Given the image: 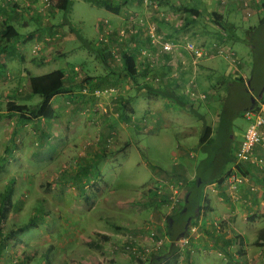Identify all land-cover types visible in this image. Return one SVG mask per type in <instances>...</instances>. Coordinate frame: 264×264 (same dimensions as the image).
I'll return each instance as SVG.
<instances>
[{
	"label": "rangeland",
	"instance_id": "1",
	"mask_svg": "<svg viewBox=\"0 0 264 264\" xmlns=\"http://www.w3.org/2000/svg\"><path fill=\"white\" fill-rule=\"evenodd\" d=\"M100 1L113 4V0ZM63 2L0 0V8L6 11L17 7L7 37L20 41V52L24 47L25 54L29 52L32 68H36L32 77L57 70L63 73L62 91L51 100L54 119L20 124L16 117L5 116L6 103L34 107L41 99L32 95L17 60L10 64L11 70L0 69V114L4 115L0 121V209L4 196L12 191L8 213L0 223V264H149L156 258L163 264H179V251L190 246L199 229L193 222L196 232L188 244L175 243L177 252L165 259L164 251L170 246L165 225L183 207L186 186L182 177L174 179L177 172L168 169L184 166L190 176L205 158L198 145L202 120L172 102L167 106L168 119L162 117L160 107L154 109L157 116L151 105L158 96L142 90L140 99L135 89L144 85L157 89L171 80L173 90L204 116L213 135L215 129L219 132L216 142L227 133L234 115V154L248 123L241 115L246 98L230 82L241 77L258 86L259 78L264 80V0H218L226 5L221 12L225 21L235 27L225 34L207 10L187 15L176 7L184 0H122L123 5L145 11L143 16L129 18L123 27L112 26L105 19L112 14L97 4L71 0L65 12ZM146 12L155 18L151 20ZM3 18L0 13V21ZM190 20L195 21L191 27ZM160 23L176 38L160 32ZM164 42L172 43V51L163 50ZM137 45L142 48L133 51ZM220 51L227 52L231 60H225ZM122 53L135 58L134 77L119 72ZM102 88H112L116 94L93 96L94 90ZM126 99L130 100L127 107L134 110L128 121L123 120L120 107ZM158 166L161 171L155 170ZM141 183L147 186L139 188ZM160 183L161 189L155 187ZM179 183L172 200L170 186ZM205 191L210 197L208 187ZM78 225L85 234H111L90 237L88 246L97 251H83L85 240L81 246H61L65 240L78 241ZM215 225L219 229L221 223ZM96 240L107 242L108 251L100 249ZM159 240L163 243L157 248L154 242ZM126 244L151 249L147 260H133L124 251Z\"/></svg>",
	"mask_w": 264,
	"mask_h": 264
},
{
	"label": "crops",
	"instance_id": "2",
	"mask_svg": "<svg viewBox=\"0 0 264 264\" xmlns=\"http://www.w3.org/2000/svg\"><path fill=\"white\" fill-rule=\"evenodd\" d=\"M184 1L185 3H179L176 7L185 10V12H187V15H191V11L193 10L198 11L197 15H200L203 9L207 10V12L209 13H218L222 15L223 13L221 12L222 10L223 11L225 10L224 6H226V5L221 6L222 2H218V0H197L198 3L193 5L192 3H190L191 2L190 0H184ZM128 3H130V1H128ZM198 4L201 6H199ZM112 5L113 6L119 5L120 7L118 14L111 13L112 16L105 18L112 26L117 25L119 27H123L124 25L128 24L127 20L129 18L131 17L133 18V16L136 15L143 16L145 12L142 8H134V7L132 8L128 4L123 5L122 0H113ZM11 8L14 10L17 7L13 5L11 6ZM13 10L9 12L6 11V9L0 8V13L4 14L3 21H0V23H5L6 25H8V23H10V20L14 19V17H16L17 15V13L15 12L13 13ZM146 13L150 16L151 20L155 18L154 16L153 17L151 16L152 12H146ZM135 21L136 20H134L133 23H135ZM100 22L101 21L98 20L99 24ZM188 22L190 23V27L195 24V21L193 20L192 21L190 20ZM166 29L167 27L163 23L159 24V31L162 32L163 34H166L167 36L172 37L171 32L168 34L166 32ZM8 33L4 37L5 40L4 41L0 40V43L1 44L11 43V45L15 47L16 52L14 53L7 52L6 54L0 56V69H4V71L11 70L10 64L12 63L13 60H17L19 63L18 68L21 69V74L23 73L24 75H26L28 81L29 77H32L31 75L32 70L36 69V68H32V66L35 65L34 64L32 65V63L30 62L29 52L28 55H26L27 53L25 54L24 50H26V48L24 47V50L21 49L20 52L18 46L20 44V41L18 39H11L7 37ZM191 33L192 32L188 33L186 36L189 37ZM172 38H176V37L173 36ZM139 40L141 42V38H139ZM141 48L142 45H139L133 51H138ZM152 48L155 49V47ZM33 77L35 76L33 75ZM160 88H164V90L166 91H172L173 83H171V80L169 82L167 81L164 83L163 86L161 85L157 89ZM135 90L137 92L136 96L141 99L143 96L142 90L139 92L137 91V89ZM137 97L135 99H137ZM158 98L159 99L153 103L154 105H151L152 108L151 112L157 115L156 112H154V109L160 107V110L162 111V117L165 118L167 117L166 119H168L170 117V114H168L169 107H167L168 102H172L174 104V101H172L170 98H165L160 95L158 96ZM161 98L166 101L165 102L162 101ZM145 102L152 103L153 100H146ZM233 137L234 136H232V138ZM239 143L234 147L235 151L239 146ZM87 154H84L80 159L85 157ZM172 154L175 155V152H173ZM255 154L258 156L263 155V151L259 146L255 148ZM96 161H97L96 159L95 161L92 160L91 166L95 165ZM231 166L232 164L229 165L228 171L231 169ZM159 168L162 167L158 166L155 170L161 171L159 170ZM170 170L171 173L177 172L176 175L174 176L175 177L174 179L178 180L180 177H182L186 182V186L184 190V195H185L188 185L194 179L195 167H193V172L190 176L184 170V166L175 167L174 169L170 167L168 171ZM242 171L243 174L246 177H248L250 183L255 185L256 188L255 192L250 191L248 185H242L238 187L236 190H232L231 188L228 187L225 178L223 179L221 184H217V185L212 184L208 186L210 190V197L207 195L206 191L205 194L209 198L210 203L204 208L207 210L202 211L200 217L195 221V224L198 226L199 229V230L197 229L198 234L196 235V237L192 239L193 241L191 240L192 243L190 244V246H188L187 248H183L179 251L180 253L179 257L181 258V262L179 264H264V173L262 170L250 165L243 166ZM178 176L179 178H177ZM146 186L147 185H145L144 183H141L140 186L138 187L140 188ZM155 187L158 186L155 185ZM77 220L80 221V218H77ZM216 222L223 223V226H220V228L218 229L215 225ZM81 227H83L82 223H81ZM79 228L80 227L78 225V229H77L78 241L74 243L71 240H65L63 243L61 242V246L64 247L81 246V244L85 240V248L83 249V251L86 250L97 251V249H91L92 247L88 246V243L91 241L90 237L98 233L104 235L111 234L106 231H102V232L92 231V235H89V234H85V229H79ZM234 235L240 237L239 238L240 243L238 240H234L233 238ZM246 236H248L249 239L248 243H246L247 240ZM97 243L98 245H100L101 247L100 249H103L104 251H108V249H106L107 242L102 243V241L98 242L96 240V244ZM50 250L51 249H48V251ZM72 250H74V247H70V251ZM175 251H176L175 249L172 251L169 246L168 250L164 251L166 252L164 255L165 259L167 257L173 258V255L177 252ZM113 255H115L117 258L121 257L124 260H126L127 257L122 254H113ZM155 260L158 261L159 258H156ZM159 261H163V260H159ZM175 262L177 261L175 260Z\"/></svg>",
	"mask_w": 264,
	"mask_h": 264
},
{
	"label": "trees",
	"instance_id": "3",
	"mask_svg": "<svg viewBox=\"0 0 264 264\" xmlns=\"http://www.w3.org/2000/svg\"><path fill=\"white\" fill-rule=\"evenodd\" d=\"M103 7L106 11L110 13L118 14L119 5L113 6L105 1L100 0H86ZM71 5V0H64L62 9L63 11H69ZM194 11V10H193ZM212 20L214 24L225 34L227 31L235 30L232 23L225 21L223 15L218 13H211ZM264 23V19L261 21ZM98 26H102L100 23ZM256 29V28H255ZM9 30L8 25L5 23H0V40L4 41V37L7 35ZM7 52L14 53L15 47L11 43H0V56L6 54ZM98 56L102 62L105 61V56L100 52ZM122 66L119 72L124 73L128 76L134 77L137 74V69L135 65V58L128 54L122 53L121 55ZM63 73L59 70L40 77H29L28 85L32 95L40 97V103L34 107H29L23 104H17L13 101L6 103V115L14 116L20 124L30 123L39 119L50 121L54 119L55 112L51 106L52 98L61 93L63 86ZM259 84L251 85L249 81L245 82L241 77H234L230 82L231 85H237L241 89V96L246 98V103L243 106L241 115L250 109H254L257 104V100L260 98L264 99V80L263 77L259 78ZM103 89V88H102ZM137 91L146 90L148 93H153L157 96H162L165 98H170L174 101V104L186 112L196 115L202 120V128L199 133L198 145L200 150L205 153V158H203L197 166H195L194 179L191 181L184 197V205L176 213L169 216L165 225V236L169 240L170 248L173 251L175 248L173 243L181 237L188 234L191 224L195 222L199 217L205 206L209 205L210 201L205 194V188L212 184H221L223 179L228 174L229 165L234 163V154L231 152L232 149V127L231 121L234 119V115L230 116V126L227 127V133L222 135L216 142L217 137L220 136L219 132L213 135L214 129H212L204 120V116H201L198 110L181 94L176 93L173 89L172 91H166L164 88L156 89L148 85H144L136 88ZM133 99L131 100V102ZM127 104H130V100L126 99L120 104L122 110V118L124 121H128V118L134 114V110L131 109ZM4 115L0 114V121ZM218 129V128H217ZM219 147L215 146L219 144ZM233 162V163H232ZM243 165L238 166V171L243 174ZM11 189L8 190L7 194L4 196L3 205L0 209V223L5 219L8 213V207L10 204ZM84 201L88 202L86 196H83ZM223 226V223H221ZM21 232V231H19ZM103 240H108V237L102 236ZM234 240L239 241V236L234 235ZM237 241V243H238ZM240 243V241H239ZM161 262V263H160ZM163 261L152 260L149 264H162Z\"/></svg>",
	"mask_w": 264,
	"mask_h": 264
},
{
	"label": "built area",
	"instance_id": "4",
	"mask_svg": "<svg viewBox=\"0 0 264 264\" xmlns=\"http://www.w3.org/2000/svg\"><path fill=\"white\" fill-rule=\"evenodd\" d=\"M145 2H148V0H145ZM138 22L142 24L141 20H139ZM150 37L154 38L153 33H150ZM154 42L155 40L152 41V43ZM162 48L165 52H170L173 49V45L172 43L164 42L162 43ZM220 54H222L225 60H231V56L228 55L227 52L220 51ZM115 94L116 91L112 88L96 89L93 91V96L98 98H107L109 96H114ZM242 117L248 123L247 128L241 142L239 143V146L235 151L234 163L232 164L231 169L228 171V174L225 177V181L228 184V187L232 190H236L242 185H248L249 190L255 192V185L250 183L248 177L242 175L238 171L237 167L240 165H250L264 171V100L257 101L256 107L254 109L245 111L242 114ZM257 146L262 149V156H258L255 154V148ZM180 186L181 183L176 186H170V190L172 193L170 198L172 200H175ZM157 188L161 189V185H159ZM195 232L196 228L190 227L188 234L176 240L173 245L177 243L185 246L186 244H188L189 238L193 236ZM162 243L163 240L155 241L154 246L158 248L162 245ZM124 250L129 253L133 260L144 261L150 254L151 249H144L142 247L139 249L136 244H126Z\"/></svg>",
	"mask_w": 264,
	"mask_h": 264
}]
</instances>
